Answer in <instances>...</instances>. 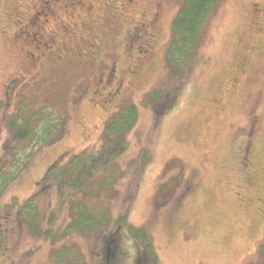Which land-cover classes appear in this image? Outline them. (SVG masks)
Returning <instances> with one entry per match:
<instances>
[{"label": "rangeland", "instance_id": "1", "mask_svg": "<svg viewBox=\"0 0 264 264\" xmlns=\"http://www.w3.org/2000/svg\"><path fill=\"white\" fill-rule=\"evenodd\" d=\"M82 1L0 0V166L12 161L0 185V264H151L127 226L55 238L32 233L21 211L35 200L44 231L69 227V192L58 194L48 170L96 150L122 104L137 112L127 149L75 198L144 228L158 264H264V0L217 2L196 63L159 117L146 100L177 82L163 83L182 0H92L89 12ZM55 16L65 26L53 53L43 23ZM112 64L124 98L102 107L98 76ZM22 110L44 113L41 126L63 117L64 131L42 147L19 146L8 119Z\"/></svg>", "mask_w": 264, "mask_h": 264}, {"label": "trees", "instance_id": "2", "mask_svg": "<svg viewBox=\"0 0 264 264\" xmlns=\"http://www.w3.org/2000/svg\"><path fill=\"white\" fill-rule=\"evenodd\" d=\"M219 0H182L181 6L176 17L172 22V36L167 44L165 53L166 62V80L164 84L170 87V81L175 77L176 84L167 91H161V86L152 90L146 102L154 107L156 117L161 116L166 111L168 101L177 94V89L183 81L185 75L191 71L192 66L197 58L198 48L202 44V36L213 9ZM198 60V59H197ZM196 63V62H195ZM172 88V89H171ZM44 113H28L23 110L19 113L12 114L8 119V128L11 132L12 138L15 139L19 146L25 145L27 147H35L34 144L43 146L51 141L56 140L64 131L63 117H57L54 122L48 124L45 129H42L41 122L45 120ZM137 112L135 106L132 104L121 105L112 115H110L104 124L102 139L100 146L92 152L80 154L71 157L65 161L63 165L57 166L54 164L47 173V176L54 177L56 182V190L58 194L64 191L69 192L66 204L72 211V216L69 221V227L66 229L58 228L54 230L50 226L45 229L41 225V220L44 218L41 213L36 210L35 200H30L21 207L23 217L26 219V225L32 233L50 235V230L56 233L55 238L59 234L68 233L71 230L84 236H94L107 226L106 223H111L108 231L112 235L121 227L127 226L129 234L133 236L143 245V251L151 258V264H158L154 247L150 238L142 227H134L128 222L121 220L123 217L119 216L115 221L108 216V209H96L92 211L85 201L79 198L89 195L93 178L98 173L108 168L118 155L125 152L128 146V134L131 132L136 124ZM42 127V128H41ZM26 148V147H25ZM30 155V153H29ZM28 155V156H29ZM143 158H141L142 160ZM0 169H7L0 172V185L5 184V180L9 177L8 171L12 168V161L5 163ZM9 168V169H8ZM110 177V176H109ZM101 183H104L102 181ZM97 192V190L95 191ZM86 200V199H84ZM99 207V206H98ZM26 214L28 217H26ZM7 217V216H6ZM64 229V230H63ZM1 235V233H0ZM111 235V234H109ZM108 235V236H109ZM111 237V236H110ZM113 238V237H112ZM111 242L107 244V249L103 250L109 254L111 249ZM69 249V248H67ZM74 256V257H73ZM72 260H76L77 256H71ZM71 261L66 262L70 264ZM75 264V263H72Z\"/></svg>", "mask_w": 264, "mask_h": 264}, {"label": "flooded vegetation", "instance_id": "3", "mask_svg": "<svg viewBox=\"0 0 264 264\" xmlns=\"http://www.w3.org/2000/svg\"><path fill=\"white\" fill-rule=\"evenodd\" d=\"M55 1L57 2V0H54V2ZM78 1L81 2V5L84 3L82 0H78ZM85 1H86V4H85L86 7L84 8V10L86 12L87 11L89 12V10L93 6V2H92V0H85ZM129 1L133 2L132 0H129ZM51 9H52V6H47V8H46V10H51ZM43 12H45V11L43 10ZM45 14L48 17V15L50 13L47 12ZM140 15H141V17L137 16L138 17V21H137L138 23L137 24H139L138 26L141 28L142 31L148 30V27H149L148 22H149V20L147 18L145 19V12H140ZM67 18H69V17H67ZM31 23L34 24L33 21ZM43 24H48V30H50V32L54 33V34H48L49 39H47V41H46V44H47L46 46H47V48H49L48 50L51 49L52 52L54 53V49H58V46H56L55 37H57L59 32H61V31L64 32V26L65 25L61 22L59 16H55V19L46 18V19H44V23ZM76 24H77L76 21H71V22L69 21L67 23V25L70 28L76 26ZM39 30H40V27H39ZM42 30L45 31L43 28H42ZM74 33H75V31H74ZM77 34L78 33L76 32V35ZM92 35H94V34H92ZM148 37H150V36H148ZM150 50H151L150 47H148V46L145 47L143 49V51H139L140 55L138 57L142 58L144 56V53L147 54V53L150 52ZM62 60H63V57H62ZM129 72L133 76L136 73V71H134V70H131ZM98 80L100 81L99 89L102 92H101V94H99V97H97V100H99L101 106L105 107L108 102L113 103L112 102L113 100H116L114 102H118L119 101L118 104H120V102L123 100L124 97H123V93H122V79H121L120 75L118 74V71H116V67L113 66V64H112V66H107V69L104 71V73H102L101 75L98 76ZM96 92L98 93L100 91L97 90Z\"/></svg>", "mask_w": 264, "mask_h": 264}]
</instances>
